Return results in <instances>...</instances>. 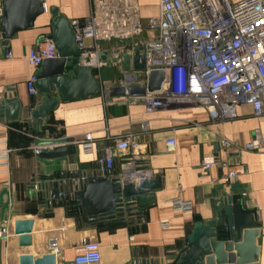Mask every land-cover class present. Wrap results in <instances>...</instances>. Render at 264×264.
Here are the masks:
<instances>
[{
    "label": "crops",
    "instance_id": "crops-1",
    "mask_svg": "<svg viewBox=\"0 0 264 264\" xmlns=\"http://www.w3.org/2000/svg\"><path fill=\"white\" fill-rule=\"evenodd\" d=\"M4 1L0 0V9ZM136 4L141 24L146 28L147 21L158 14L159 0H136ZM45 5L46 12L35 20L31 29L15 34L6 48L0 41V89H11L21 101L23 118L26 107L41 100L38 95L28 93L26 82L34 70L27 64L26 57L41 37L51 34L47 8H57L59 15L67 20H83L90 12V0H45ZM85 44L89 46L92 42L87 40ZM100 47L112 49L115 46L101 43ZM121 69L105 67L96 80L103 89L111 88L115 78L121 75ZM236 114L235 119L219 124L213 123L208 112L199 107L173 106L148 114L139 100L117 97L104 107L102 97L95 96L60 103L49 115L55 122L50 124L54 131L46 130L40 141L35 133L29 134L26 126H20L23 121L7 124L0 118V142L12 150L8 172L0 171V220L6 216L12 218L7 224L8 237L0 239V264H18L21 254L37 258L50 253L48 245L53 238L61 249L58 264L72 262L83 240L97 246L99 264H132L138 258L167 264L180 249L187 229H191L195 221L209 219L221 199L230 195L244 196L246 206L256 216L260 235L255 264H264V146L258 151L244 150L256 130L264 139V117H254L248 105L238 106ZM87 133L92 134L97 143L106 135L135 134L141 157L137 165L143 170L136 181L159 174L156 202L133 226L127 224L113 230L91 228L84 218L67 217L62 207H54L49 218L37 213L38 196L31 184L38 176L64 171L88 173L97 169L95 159L100 146L97 145L94 154L86 155L79 147L62 144ZM171 138L176 140V149L166 152L165 143ZM223 138L234 143L227 156L219 147ZM216 145L219 158L228 161L237 174L230 182L225 180L226 170L219 166L201 170L202 158L213 156ZM55 148H68L69 152L63 151L60 159L45 158L44 154ZM127 160V154H116L112 173L121 174ZM5 192L9 193L11 201L3 210L1 200ZM176 198L190 202L191 210H175L172 201ZM21 219L33 220L32 245L27 248H19L13 234V221ZM133 228H137L135 232Z\"/></svg>",
    "mask_w": 264,
    "mask_h": 264
},
{
    "label": "built area",
    "instance_id": "built-area-1",
    "mask_svg": "<svg viewBox=\"0 0 264 264\" xmlns=\"http://www.w3.org/2000/svg\"><path fill=\"white\" fill-rule=\"evenodd\" d=\"M43 9L46 12L45 0ZM74 42L81 54L77 67H89L100 79L99 71L108 66L121 69L123 54L132 55L141 48L144 68L139 72H123L111 87L144 86L147 75L161 71L164 79L158 91L143 97H120L139 100L148 114L173 106H193L205 109L213 123H225L237 117L236 109L248 105L256 118L264 117V0H159L158 14L141 24L136 0H90V12L83 20H69ZM146 37L143 38L142 34ZM0 31V41H2ZM90 40L87 46L85 41ZM127 42V43H126ZM113 44L103 49L100 44ZM105 56L106 61L101 57ZM10 57V54H8ZM57 57L51 36L41 37L36 48L26 57L34 73L26 82L29 95L37 96V73L45 60ZM109 88L102 89L103 106L111 103ZM5 90L0 89V100ZM59 142H62L61 140ZM56 143V142H54ZM76 146L86 155L100 151L95 165L100 173H112L116 154H127L123 172L114 175L120 179L137 180L143 170L138 168L140 144L136 135L118 137L106 135L99 143L92 134L64 141ZM264 146L259 130L245 144V151H258ZM219 147L227 156L234 143L221 139ZM176 149V140L165 143L166 152ZM12 150L0 142V171L7 173ZM214 166L226 170L225 180L237 176L228 161L206 156L201 160V170ZM73 173H76L73 172ZM65 193L57 199L63 201ZM177 211H190V202L176 198L172 201ZM8 221L0 226V239L9 235ZM49 252L56 257L61 249L56 239L49 241ZM73 264H99L97 246L83 240Z\"/></svg>",
    "mask_w": 264,
    "mask_h": 264
},
{
    "label": "water",
    "instance_id": "water-1",
    "mask_svg": "<svg viewBox=\"0 0 264 264\" xmlns=\"http://www.w3.org/2000/svg\"><path fill=\"white\" fill-rule=\"evenodd\" d=\"M51 17V40L55 44L57 57L45 60L37 73L35 88L41 98L33 106L26 107L23 118V105L6 89L0 100V118L7 124L23 121L29 127V134L35 133L42 140L40 133L46 121L62 102H75L100 96L102 86L96 80L89 67L78 68V56L81 51L74 42L69 20L59 15L57 8H47ZM44 13L43 0H5L0 9V28L2 47L6 48L11 38L22 31L31 29L35 20ZM106 61V57H101ZM123 72H139L144 68L141 48L132 55L121 56ZM164 79L161 71H152L146 77L144 86L130 85L109 88V97H143L147 93L158 91ZM68 148H55L45 153L47 159H60ZM219 147L216 145L213 156L219 161ZM155 174L149 179L139 181L120 179L111 173H100L97 169L88 173L72 171L40 175L31 184L37 192L41 207L62 204L57 199L59 193H70L76 199L79 213L91 228L113 226L117 223L130 224L144 215L155 202L160 184ZM9 193L2 195L1 209L9 206ZM246 198L235 195L221 199L217 210L207 220L195 221L187 229L180 249L174 259L167 264H255L259 257L258 237L260 227L252 212L245 204ZM11 217L1 218L0 223L10 221ZM99 224V225H98ZM32 219L13 221V234L17 237L19 248L32 245ZM18 264H58L54 254L47 253L34 258L21 254ZM62 264H73L64 262ZM132 264H159L152 259H134Z\"/></svg>",
    "mask_w": 264,
    "mask_h": 264
},
{
    "label": "trees",
    "instance_id": "trees-1",
    "mask_svg": "<svg viewBox=\"0 0 264 264\" xmlns=\"http://www.w3.org/2000/svg\"><path fill=\"white\" fill-rule=\"evenodd\" d=\"M51 36V34L49 35ZM107 47H109L110 45H113V44H105ZM108 67H113V66H108ZM115 68V67H114ZM55 122H53V120L51 119V116L48 117L47 121H46V125L45 127L43 128L42 132L40 133V135L43 137L44 133L46 130L53 132L54 131V128L50 125V124H53ZM23 122V125L20 124L21 127L25 128L26 126V129L29 130V127ZM49 125V126H48ZM58 137H60L59 134H57ZM39 201V199H38ZM54 207H62L65 211V215L67 217H72V218H84V216L82 214L79 213V206L76 202V199L74 198L73 195H71L70 193H65V197L62 201V204H54L53 206H47V207H44L42 208L41 207V203L38 202V208H37V213L41 216V217H44V218H49L52 216V210ZM138 220H141L140 218L137 219L136 221ZM135 221V223H136ZM133 223V224H135ZM130 225V226H133V224H130L128 222H122V223H117V224H114L113 226H108V227H104V226H98L99 229H114L116 227H123L125 225ZM135 226V225H134ZM137 228H133L132 232L136 230Z\"/></svg>",
    "mask_w": 264,
    "mask_h": 264
}]
</instances>
